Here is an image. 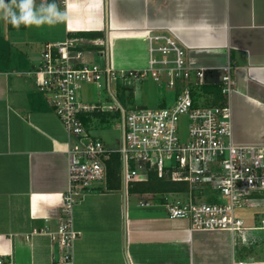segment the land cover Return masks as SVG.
<instances>
[{
    "label": "crops",
    "instance_id": "0c3cea01",
    "mask_svg": "<svg viewBox=\"0 0 264 264\" xmlns=\"http://www.w3.org/2000/svg\"><path fill=\"white\" fill-rule=\"evenodd\" d=\"M66 16L64 40L72 33L99 34L94 38H104L116 69H132L115 63L120 41L145 51L147 65L149 36L166 33L187 48L193 66L204 69L209 87H220L230 64L233 140L264 146V0H69ZM58 39L45 44L64 41ZM6 46L0 58V252L14 264H62L65 250L45 231L55 232L62 222L76 140L25 75L41 50L35 61L22 48L14 62ZM97 50L89 60L101 59ZM120 89L125 108H140L127 102L133 88L124 90V101ZM112 167L111 180L108 171L105 183L73 208L78 237L67 249L72 264H264V192L238 212L244 233L194 230L164 208L141 206L155 193L186 199L188 189L141 193L140 183L126 185Z\"/></svg>",
    "mask_w": 264,
    "mask_h": 264
},
{
    "label": "built area",
    "instance_id": "2783aa9c",
    "mask_svg": "<svg viewBox=\"0 0 264 264\" xmlns=\"http://www.w3.org/2000/svg\"><path fill=\"white\" fill-rule=\"evenodd\" d=\"M46 2L36 0L38 5ZM55 3L67 14L69 0ZM149 42L146 68L116 69L104 38L72 33L64 41L45 44L39 63L25 72L76 140L70 151V187L62 222L55 232L45 231L65 250L62 264H72L67 249L78 237L73 208L84 194L105 183L114 154L126 185L148 182L152 176L187 185L185 200L170 198L173 193H155L141 206L164 208L170 218L189 220L194 230L244 233L247 228L238 212L264 192V146L233 140V67L224 68L220 83L225 102L208 105L205 71L193 66L180 40L166 33L150 35ZM94 47H99L101 62L88 59ZM148 78L171 90L173 102L154 109L125 108L118 99L120 88L130 90ZM91 86L98 99L86 102L83 93ZM94 113L116 115L122 132L117 153L109 151L85 123ZM182 125L187 127L185 133ZM207 192L204 200L201 195ZM0 264L14 263L0 252Z\"/></svg>",
    "mask_w": 264,
    "mask_h": 264
},
{
    "label": "rangeland",
    "instance_id": "374dc122",
    "mask_svg": "<svg viewBox=\"0 0 264 264\" xmlns=\"http://www.w3.org/2000/svg\"><path fill=\"white\" fill-rule=\"evenodd\" d=\"M10 24L0 19V50L4 48L8 51L7 46L13 52V61L16 62V58L18 53L26 52L30 54V57L34 58L36 61V53L39 50L43 49V45L46 42H53L59 40H64L63 37V23H57L55 25H44L41 27H24L21 26L19 29L10 28ZM11 30H10V29ZM63 37V38H62ZM7 40V41H5ZM115 50L114 60L118 67L132 68V69H144L147 67L146 65V53L142 49L136 47L128 46V43H122L124 41H120ZM19 45H18V44ZM13 46H12V45ZM24 51H23V49ZM25 58V56H24ZM97 61L101 62L100 57H97ZM131 90V89H130ZM133 91L128 94V103L132 104V107H145L149 109H154L158 107H164L173 102V92L169 89L164 88L163 86H159L158 83L153 81L151 78H148L145 81H141L133 87ZM208 96L205 103L208 105H215L217 98L215 96L213 98H209ZM164 98V99H163ZM83 99L86 102L96 101L98 99L97 90L91 86L88 89L84 90ZM166 102H165V101ZM114 120H109L105 122L102 118L94 119V124H92L91 133L101 138L104 141L106 148L114 153H117L122 148V132L117 127V125L113 122ZM182 131L185 133L187 131V127L182 125ZM113 166H116V169H119L118 162L113 158L112 161ZM109 167V166H108ZM109 171V170H108ZM210 193L207 192L201 197L205 200L209 197ZM150 196H147V199ZM170 198L177 200H184L180 195H171ZM134 201H138V198H131Z\"/></svg>",
    "mask_w": 264,
    "mask_h": 264
},
{
    "label": "clouds",
    "instance_id": "9594fccd",
    "mask_svg": "<svg viewBox=\"0 0 264 264\" xmlns=\"http://www.w3.org/2000/svg\"><path fill=\"white\" fill-rule=\"evenodd\" d=\"M55 0L37 4L36 0H0V19L14 28L55 25L65 19Z\"/></svg>",
    "mask_w": 264,
    "mask_h": 264
},
{
    "label": "trees",
    "instance_id": "16d2710c",
    "mask_svg": "<svg viewBox=\"0 0 264 264\" xmlns=\"http://www.w3.org/2000/svg\"><path fill=\"white\" fill-rule=\"evenodd\" d=\"M83 36H90V37H94V36H98L99 34L96 33H83ZM100 36V35H99ZM5 55H7V52L4 48H1L0 50V58L3 59V57H5ZM124 90L122 91L120 98L122 101H124V94H123ZM205 92H207V94H211L212 97H214V95L212 94V92L214 94H216V103L215 105H222L225 102V99L222 97L221 95V90L220 87H209V86H205ZM224 99V100H223ZM214 105V104H213ZM111 115L108 113H94L92 114L91 117H88L85 120V123L87 124V126L91 129L92 124H94V119L96 118H102V120H104L105 122H108L111 117ZM113 157L115 158V160L117 159V154H114ZM113 161V159H112ZM112 161L109 163V167H110V174H109V179L112 178ZM111 180V179H110ZM141 187L138 188V190L141 193H148V192H176V191H187L188 187L185 184H180V183H175V182H171V181H166V180H162V179H158L154 176H152V178L145 183H140L138 184Z\"/></svg>",
    "mask_w": 264,
    "mask_h": 264
}]
</instances>
